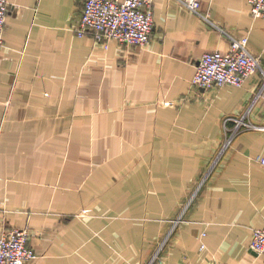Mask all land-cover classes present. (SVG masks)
<instances>
[{
    "label": "crops",
    "instance_id": "1",
    "mask_svg": "<svg viewBox=\"0 0 264 264\" xmlns=\"http://www.w3.org/2000/svg\"><path fill=\"white\" fill-rule=\"evenodd\" d=\"M83 0H9L0 45V232L24 264H264V76L194 87L207 51L248 36L247 0H153L143 45L76 33ZM243 120L260 127H236Z\"/></svg>",
    "mask_w": 264,
    "mask_h": 264
},
{
    "label": "built area",
    "instance_id": "2",
    "mask_svg": "<svg viewBox=\"0 0 264 264\" xmlns=\"http://www.w3.org/2000/svg\"><path fill=\"white\" fill-rule=\"evenodd\" d=\"M253 16L264 15V0H247ZM191 12L207 19L200 11V0H180ZM153 0H83L77 19L76 33H86L104 44L114 39L122 44L143 45L149 40L153 19ZM9 0H0V45ZM229 47L226 51H207L200 57L192 84L198 88H210L224 84L240 86L252 73L259 71V56L248 49V36L229 35ZM264 86V82H263ZM260 127L243 120L236 122V127ZM264 127V126H262ZM264 163V156L257 158ZM30 231L27 227L5 228L0 232V264H24L36 254L29 246ZM250 249L264 261V224L254 228L250 240Z\"/></svg>",
    "mask_w": 264,
    "mask_h": 264
}]
</instances>
